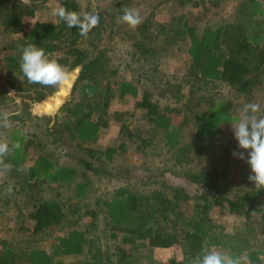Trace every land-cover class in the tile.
<instances>
[{
    "label": "trees",
    "instance_id": "1",
    "mask_svg": "<svg viewBox=\"0 0 264 264\" xmlns=\"http://www.w3.org/2000/svg\"><path fill=\"white\" fill-rule=\"evenodd\" d=\"M56 9L63 6L68 11L80 13L81 9L75 0H54ZM182 0L181 2L183 3ZM187 1V0H186ZM191 4L201 6L202 11H208L211 6H217V0H188ZM125 1H119L114 6L116 11L123 10ZM33 10L20 1L0 0V25L3 37L0 46V68L8 75L21 77L27 87L42 90L44 86L30 84L20 70L21 48L33 43L42 47L46 53L53 56L61 65L71 71L80 67L71 95L78 97L68 112L73 117L70 134L75 144L86 150L92 157L103 156L106 161H112L117 149L106 147L103 151L90 148L101 128L107 126L106 115L109 114L112 102H133L134 110L139 111L146 125L159 131L165 146L182 148L180 145L181 125L174 124V119L190 113L193 115L194 133L198 146L206 148L214 143L222 129L238 120L233 115L231 105L220 98L206 101L204 111L198 112L196 106L201 102L196 94L206 82L213 81L225 84L230 91L242 95H250L257 87H264V2L262 0H243L235 9L233 21L215 27H204L197 32L188 20L181 22L176 34L187 39L185 54L189 58L186 84L189 92L186 98L182 94L173 95L180 107H161L152 99V93L141 90L125 79H110L102 84V77L113 76L114 71L107 69V58L101 53L96 58H90L89 49L80 47L82 37L76 27H68L55 15V22H34ZM172 28V30H170ZM173 27L160 26L162 35L169 37L175 32ZM145 29L141 30L145 37ZM58 55V56H57ZM4 88L15 86L4 84ZM19 88V87H18ZM21 90V87L20 89ZM179 90V89H178ZM1 94V93H0ZM2 95V94H1ZM0 95V96H1ZM4 96V95H3ZM43 98H39V101ZM96 119H92V113ZM133 112L113 111L114 119L127 120L126 115ZM137 127L131 128L127 121H122L119 132L129 142H140L136 147L150 145L149 139L139 137ZM20 148L12 143L11 152L6 157L10 167H20L25 160L27 141L20 136ZM152 138V137H150ZM26 145H25V143ZM185 146H183L184 148ZM238 149L237 144L234 145ZM124 150L125 145L119 146ZM143 148V147H142ZM141 149V147H140ZM231 151L229 149L227 152ZM21 156L19 161L13 159L15 154ZM245 160L247 153H245ZM247 164V162H246ZM85 170L97 172L88 161H81ZM247 167L250 166L247 164ZM29 180H39L52 185H69L74 183L75 172L72 168L55 165L46 156H37L27 168ZM251 170L245 176L247 189L243 192L229 194L216 180L189 174L186 176L192 184L202 187V192L194 198L187 219L178 223L184 214L179 209L180 190L173 188L169 199L163 192L154 190L148 195L134 194L127 189H117L110 195L98 198L93 206L86 209L82 215L88 218L85 229H70L56 241L63 256L86 255L88 259L78 262L54 261L41 248H31L16 252L2 243L0 264H139L137 252L146 247L166 249L179 245L181 263L195 264L198 257L215 248L217 251L233 257L242 256L248 264H264V249H254L251 242L260 236L264 237V210L258 202V195L264 190H257L248 179ZM87 183H74V197L82 200L86 197ZM213 208L225 210L239 219L240 230L236 234L227 233L225 227L211 219ZM61 204L53 200L37 202L29 213L31 233L34 235L50 231L58 227L64 220ZM99 219H103L108 229V240L116 246L111 255L105 253L96 241L99 235H92ZM178 224L181 226L178 228ZM90 231V232H89ZM259 236V237H258ZM258 237V238H257ZM97 247V248H96Z\"/></svg>",
    "mask_w": 264,
    "mask_h": 264
},
{
    "label": "rangeland",
    "instance_id": "2",
    "mask_svg": "<svg viewBox=\"0 0 264 264\" xmlns=\"http://www.w3.org/2000/svg\"><path fill=\"white\" fill-rule=\"evenodd\" d=\"M15 1V0H13ZM30 7L34 14L28 19L34 22H55L54 11L57 3L54 0H16ZM82 14H93L99 17V24L91 30V34L79 40V46L88 48L91 52L89 59L105 53L107 69L113 70V76L102 77V84L108 79L111 82L125 79L138 86L140 91L152 93V99L159 102L161 107H180L173 95L182 94L184 98L189 92L186 84L189 58L185 54L187 39L181 34L182 20L200 32L204 27L231 22L234 19L235 9L243 0H217V6H211L208 11H202L201 6L182 0H75ZM119 1L124 2V8L136 10L141 23L131 28L125 23L118 22L117 17L123 10L113 12ZM199 1V0H196ZM264 2V0H262ZM160 26L175 27L169 37L161 34ZM145 29V37L141 30ZM172 30V28H170ZM3 31L0 25V46ZM58 56V55H57ZM53 58V56H50ZM76 72H74V71ZM80 67L71 71L74 76L71 85L58 105L49 114H34L30 111L41 105L48 98L54 96L59 88L43 87L35 90L23 84L21 77L8 75L5 69L0 68V113L6 112L10 126L0 128V140L6 141L11 150L13 146L21 145L23 136L27 141L25 160L20 167H10V170L0 175V254L2 243L16 252H23L31 248L44 249L54 261L78 262L88 259L84 254L63 256L56 241L70 229H85L88 218L82 213L93 206L98 198L110 195L117 189H127L134 194L148 195L157 190L163 192L169 199L173 188L180 190L179 211L184 214L178 223L186 220L190 214L194 198L202 192V187L187 180L189 174L202 175L216 180L227 193L243 192L248 187L245 176L250 171L246 160L233 156V152L241 151L234 145L231 124L225 126L214 143L207 147H197L198 142L193 138V115L187 113L174 119V124L181 125L180 145L182 148L167 147L162 141L159 131L147 126L139 111L134 110L133 102H112L109 114L106 115L107 126L101 128L96 140L90 148L103 151L106 147L117 149L112 161H106L103 156L92 157L83 148L78 147L70 134L73 117L68 109L77 102L78 97L71 95L73 83ZM13 85L15 88H4ZM19 87V88H18ZM21 87V90H19ZM179 89V90H178ZM9 93H13L9 95ZM4 95V96H3ZM201 102L196 106L198 112L205 110L206 101L211 98H220L231 105L233 115L239 118L241 110L246 104L259 103V116L264 117V87H257L250 95L232 92L219 82L209 81L202 85L196 94ZM39 98H43L39 101ZM23 106V110L19 108ZM133 112L126 115L131 128L137 127L139 137L149 139L150 145L136 147L139 142H129L120 135L119 127L122 120L114 119L113 111ZM96 113L91 118L96 119ZM234 123V122H233ZM11 135V139H10ZM152 137V138H150ZM125 145L120 150L121 144ZM140 143V142H139ZM183 146H185L183 148ZM143 147V148H142ZM229 149L231 151L227 152ZM11 152V151H9ZM46 156L55 165L70 167L75 172V182L87 183L86 197L77 200L74 197V183L69 185H52L39 180L27 178V168L37 156ZM19 153L13 159L19 161ZM81 161H88L97 172L85 170ZM5 163H7L5 158ZM41 200H53L61 204L64 211L62 223L38 235L31 233V220L28 215L32 207ZM258 202L264 210V191L258 195ZM211 219L225 227L227 233L236 234L240 230L239 219L236 215L225 210L213 208L210 211ZM181 225L178 224V228ZM90 232V231H89ZM91 234L99 235L97 246L111 255L116 244L108 240V229L104 220L99 219L97 228ZM259 237V236H258ZM257 237V238H258ZM254 249H264V237L251 242ZM97 248V247H96ZM210 251H217L211 248ZM139 264H170L172 261L181 263L182 255L179 245L170 249H155L146 247L137 252ZM247 260V259H246ZM21 264H26L23 262Z\"/></svg>",
    "mask_w": 264,
    "mask_h": 264
},
{
    "label": "clouds",
    "instance_id": "3",
    "mask_svg": "<svg viewBox=\"0 0 264 264\" xmlns=\"http://www.w3.org/2000/svg\"><path fill=\"white\" fill-rule=\"evenodd\" d=\"M59 20L68 27H76L79 34L86 37L88 33L99 24V17L93 14L81 15L75 11H68L63 6L54 11ZM118 22L125 23L131 28L141 23L139 13L133 9L125 8L123 14L117 17ZM20 70L27 82L45 87L60 88L69 84L71 73L56 59L50 58L42 47L33 43L21 48ZM13 93H9L11 95ZM261 111L259 103H249L241 110L238 120L231 124L237 147L241 151L233 152V156L245 160L250 166L251 174L248 179L254 184L255 189L264 190V117L258 115ZM10 126L6 112L0 113V128ZM15 148H20L16 143ZM9 145L0 140V175L10 170V165L5 163L9 154ZM195 264H248L245 257L225 254L220 251H208L198 257Z\"/></svg>",
    "mask_w": 264,
    "mask_h": 264
},
{
    "label": "bare ground",
    "instance_id": "4",
    "mask_svg": "<svg viewBox=\"0 0 264 264\" xmlns=\"http://www.w3.org/2000/svg\"><path fill=\"white\" fill-rule=\"evenodd\" d=\"M73 76H70V81L69 84L65 87H60L58 92L48 98L45 102H43L41 105L33 108L30 112L34 113V114H41V113H45V114H49L52 113L60 104V102L62 101V99L64 98V96L66 95L70 85H71V81H72ZM19 110H23V106H21L19 108Z\"/></svg>",
    "mask_w": 264,
    "mask_h": 264
},
{
    "label": "crops",
    "instance_id": "5",
    "mask_svg": "<svg viewBox=\"0 0 264 264\" xmlns=\"http://www.w3.org/2000/svg\"><path fill=\"white\" fill-rule=\"evenodd\" d=\"M74 71V70H73ZM75 72V71H74ZM76 73V72H75ZM78 74H79V72H78ZM73 77H75V75L73 76ZM100 131V130H99ZM99 134V133H98ZM155 249H160V248H155ZM166 249H170V248H166ZM165 249V250H166Z\"/></svg>",
    "mask_w": 264,
    "mask_h": 264
}]
</instances>
